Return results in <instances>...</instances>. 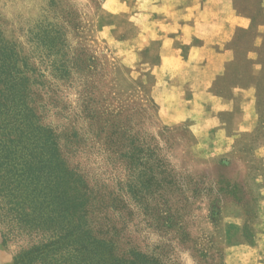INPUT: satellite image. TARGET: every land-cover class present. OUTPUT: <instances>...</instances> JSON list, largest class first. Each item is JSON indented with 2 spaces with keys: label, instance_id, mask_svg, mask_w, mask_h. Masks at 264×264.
<instances>
[{
  "label": "rangeland",
  "instance_id": "obj_1",
  "mask_svg": "<svg viewBox=\"0 0 264 264\" xmlns=\"http://www.w3.org/2000/svg\"><path fill=\"white\" fill-rule=\"evenodd\" d=\"M225 2L242 24L225 43L196 39L203 58L181 80L189 98L190 74L209 71L208 92L226 106L169 123L179 109L157 96L160 41L142 26L149 1L0 0V35L29 64L40 123L73 142L62 147L68 165L106 193L87 218L98 237L111 228L118 257L264 264V0ZM128 138L144 164L117 157ZM3 209L0 264L46 263L34 256L39 233Z\"/></svg>",
  "mask_w": 264,
  "mask_h": 264
},
{
  "label": "trees",
  "instance_id": "obj_2",
  "mask_svg": "<svg viewBox=\"0 0 264 264\" xmlns=\"http://www.w3.org/2000/svg\"><path fill=\"white\" fill-rule=\"evenodd\" d=\"M33 80L20 49L0 35V199H8L0 210L7 208L11 222L39 233L42 241L34 246V256L43 253L44 264H162L136 250L128 258L116 256L111 228L103 232L105 237L94 234L87 214L104 207L106 193L68 165L62 147L73 142L66 139L62 145L57 131L40 123ZM128 139L127 145H119L126 151L117 157L135 167L144 164L142 147ZM106 142L104 149L110 150V139Z\"/></svg>",
  "mask_w": 264,
  "mask_h": 264
},
{
  "label": "crops",
  "instance_id": "obj_3",
  "mask_svg": "<svg viewBox=\"0 0 264 264\" xmlns=\"http://www.w3.org/2000/svg\"><path fill=\"white\" fill-rule=\"evenodd\" d=\"M143 1V0H142ZM143 27L154 29L150 35L160 41L161 64L156 68L157 91L161 108L177 105L178 118L169 119L174 123L184 119L198 120L204 113L217 112L226 106L224 101L208 92L209 71H195L190 74L189 86L192 97H184L182 73L195 66L203 58L205 50L194 44L196 39L204 43H225L230 40V25H241L239 16L232 13L225 2L201 0H147ZM181 45L186 46L185 58ZM159 76L161 77L159 81ZM176 94V96L174 95ZM206 102H210L206 106ZM208 109V110H207ZM205 111V112H204Z\"/></svg>",
  "mask_w": 264,
  "mask_h": 264
}]
</instances>
